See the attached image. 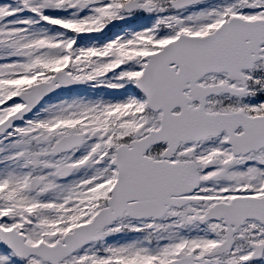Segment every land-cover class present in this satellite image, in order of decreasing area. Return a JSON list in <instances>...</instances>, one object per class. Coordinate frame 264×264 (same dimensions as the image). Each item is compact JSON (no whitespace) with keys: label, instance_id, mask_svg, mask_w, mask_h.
Returning a JSON list of instances; mask_svg holds the SVG:
<instances>
[{"label":"snow or ice","instance_id":"snow-or-ice-1","mask_svg":"<svg viewBox=\"0 0 264 264\" xmlns=\"http://www.w3.org/2000/svg\"><path fill=\"white\" fill-rule=\"evenodd\" d=\"M0 264H264V0H0Z\"/></svg>","mask_w":264,"mask_h":264}]
</instances>
